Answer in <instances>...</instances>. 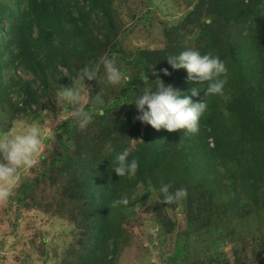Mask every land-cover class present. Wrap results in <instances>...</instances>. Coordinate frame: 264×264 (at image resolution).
<instances>
[{
    "label": "trees",
    "instance_id": "obj_1",
    "mask_svg": "<svg viewBox=\"0 0 264 264\" xmlns=\"http://www.w3.org/2000/svg\"><path fill=\"white\" fill-rule=\"evenodd\" d=\"M209 1V11L217 4V17L210 25H207L209 20L205 21L207 26L201 30L196 47L188 44L186 47L178 39L174 43L175 47H182L183 50L216 55L225 63L227 70L233 68L234 73L231 70L228 72L234 78L226 79L230 89L234 90L228 104L218 116L214 112L204 113L197 134L183 135L182 131L168 132L162 129L153 143L144 139L137 148L131 149L129 158L137 159L139 164L132 179L120 178L112 170L115 167V154L130 148L131 141L139 136L138 123L132 129L126 128V131L115 129L107 134L108 130L105 129L106 140L102 145L95 144L96 151H92L89 145H83L85 152L81 149L78 155L80 165L76 169L73 164L67 165L65 171L67 183L80 185L82 192L89 197L88 225L81 238L80 250L76 253L79 258L77 264H114L124 231L122 222L126 218L125 211L142 205L153 191L161 200V185L167 184L174 176L188 190L191 217L186 221L189 229L194 226L201 233L208 229L226 232L230 227L233 230L238 228L235 232L239 230V234L247 229L249 232L262 231L263 222L261 226V218L255 215L264 211V93L258 94L253 88L252 84L258 76L248 68L254 63L249 57L250 50H262L256 65L260 70L264 66V0ZM117 10L113 0H4L0 3V113L6 120H16L22 107L33 106L32 99L28 98L30 86L40 80L44 94L48 87L46 72L52 74L58 67L66 68L71 54L94 61L101 51L123 57L120 49L123 40L118 38L111 22L113 11L117 13ZM149 13L153 12L146 14ZM229 24H235L236 29L226 31ZM254 33L260 37H254ZM255 40L259 44H254ZM143 54L137 61H128L123 57L129 65L139 68L137 80L122 91L116 105L106 102L104 107L98 106L101 114L107 113L108 116L112 109L119 108L122 103H131L141 86L144 89L149 85L150 89H155L156 85L152 83L157 78L166 87L172 85L182 92L189 91L188 88L182 90L174 81L177 77L183 79L186 71L173 70L166 60L179 53ZM229 59L234 66L229 65ZM162 69H167L170 76H164ZM153 71L159 73V77L153 76ZM70 72L75 71L70 69ZM27 76H31L30 82L24 81ZM70 77L73 76L55 77L53 81L58 86L66 87L71 82ZM244 85L250 87L252 94L243 91ZM206 87V83L190 87L202 89L198 97L192 98L194 102L202 101ZM258 96L263 98L259 99ZM207 101H211L210 96ZM135 114L137 116V109ZM231 118L232 122H229ZM113 126L118 127L116 123ZM226 138L231 141H225ZM208 167H213L210 174L225 177L229 182L225 184L224 191L212 187L203 194L199 192V179L195 175L200 169ZM219 168L222 170L219 171ZM41 178H45V173ZM138 185L144 196L133 199L132 194ZM205 194L213 199H207ZM124 196L129 197L128 205L113 206L114 201ZM202 197L206 199V205L210 203L207 214L211 219L206 224L195 219L192 210V204L199 211L204 207V203L200 206ZM218 198H225L227 202L217 204ZM211 203H214V208ZM253 210L257 212L253 213ZM253 223H257V226L254 227ZM211 230L210 233L214 234ZM218 252L215 250V254ZM261 254H255L254 259L240 256L237 264H264V254ZM200 263L230 264L222 256L201 260Z\"/></svg>",
    "mask_w": 264,
    "mask_h": 264
},
{
    "label": "rangeland",
    "instance_id": "obj_2",
    "mask_svg": "<svg viewBox=\"0 0 264 264\" xmlns=\"http://www.w3.org/2000/svg\"><path fill=\"white\" fill-rule=\"evenodd\" d=\"M3 1L0 0V3ZM113 4L118 10L117 13L113 11L114 14L111 16L112 27L116 29L118 38L123 40L120 49L124 59L128 61H137L146 52L180 53L183 49L175 47L176 39L185 46L188 44L196 47V40L203 27L213 23L217 17L215 7L217 4L209 11V0L203 2L201 0H113ZM148 11L153 13L147 15ZM206 20H209L207 25ZM235 29V24H229L225 28L230 32ZM253 35L256 38L260 37L256 33ZM257 40L254 44H259ZM261 52L262 50L258 52L250 50L249 54L250 60L254 63L250 64L248 69L258 76L252 84L258 94L264 93V66L260 70L256 65ZM105 55L115 58L117 66L124 72L126 79L119 85H111L104 78L101 68L98 81L86 80L85 84L90 96L100 94L105 102L116 105V99H120L122 91L137 80L139 68L129 65L121 55L101 51L96 55L95 61L73 53L67 59L66 68L58 67L52 74L46 72L48 78L46 92L42 94L43 87L40 80L30 86L31 97L28 98L32 99L33 106L22 107L21 114L17 118L15 115L16 120L10 122L0 113V133L16 131L19 130L18 126L36 121L45 123L46 131L49 133L45 136L37 163L30 169L20 171V179L11 197L6 201H0V264H77L79 258L76 253L80 250L81 238L88 225L86 217L89 197L82 192L80 185L67 183L68 178H65L67 165L73 164L75 169L80 165L78 155L81 149L85 152L83 145H89L92 151H96L95 144H104L105 129L108 130L107 134L109 130L113 132L115 129L126 131V128L132 129L138 123L139 136L131 141V149L137 148L144 139L153 143L160 136L162 129L157 131L150 125L138 122L135 119L136 114L134 115L135 106L122 105L123 103L119 108L112 109L108 116L107 113H100V108L106 103L99 106L91 123L85 129H80L71 120L60 119L61 111L65 106L57 102L56 92L60 86L53 81V78L75 76L80 68L97 64L101 56ZM228 57L230 58V55ZM229 65L234 66L230 59ZM70 69L75 72L71 73ZM230 70L234 73L232 67ZM230 70H227L223 79L234 78L232 73V78L230 77L228 72ZM24 79L26 82L32 80L31 76ZM174 81H177V86L182 90L186 88L190 90V87H197L199 84L189 83L187 75L183 79L177 77ZM70 86L71 82L66 85V87ZM139 91H144L143 86ZM243 91L252 94L248 85L243 86ZM233 92L234 90H231L230 85L226 83L224 98L219 95L210 96L211 101H207L206 96L203 95L202 101L208 102L205 113L214 112L218 116L223 112ZM258 98L263 97L258 96ZM229 122H232V118ZM115 123L117 128L113 126ZM225 141L231 140L226 138ZM50 168L52 170L48 172ZM212 170L213 167L200 169L195 175L199 179L197 187L201 194L212 187L224 191L225 184L229 183L225 177L210 174ZM221 170L219 168V171ZM44 173L45 178H41ZM176 178L174 176L168 180L167 185L171 186L170 190L184 189L187 192V188L182 183L179 184L180 181ZM204 196L213 199L208 194ZM158 199V194L153 191L142 205L125 211L126 218L122 222L124 231L114 264H204L200 261L218 256L225 257L230 264H237L240 256L254 259L255 254L259 252L262 253L261 255L264 254L262 250L264 211L259 215L257 210H253V213L257 212L255 216L261 218L262 221L259 223L261 226L263 222L262 231L249 232L247 229L243 234H239V230L235 232L238 228L233 230L230 227L226 232L208 229L201 233L194 226L190 229L187 226L186 220L191 217L188 210V195L172 203L173 206H167ZM205 200L201 198L200 206ZM226 202L225 198L216 199L217 204ZM205 205L199 211L195 204H192V210L195 219L206 224L207 220L211 219L207 214L210 203ZM211 206L214 208V203H211ZM253 226H257V223H253ZM189 230L190 235H188ZM210 230L214 234H211ZM256 246L258 247L252 252ZM215 250L219 252L215 254Z\"/></svg>",
    "mask_w": 264,
    "mask_h": 264
},
{
    "label": "clouds",
    "instance_id": "obj_3",
    "mask_svg": "<svg viewBox=\"0 0 264 264\" xmlns=\"http://www.w3.org/2000/svg\"><path fill=\"white\" fill-rule=\"evenodd\" d=\"M166 60L173 70H185L189 83H199L201 86L206 83V100L209 96L224 95L226 79L222 77L227 73V68L219 57L188 49ZM101 68L104 78L111 85H119L126 79L115 58L107 55L101 57L93 66L80 68L76 75L69 79L71 86H60L56 92L58 104L65 106L60 119L71 120L80 129H85L91 123L98 106H103L106 102L100 94L90 96L85 81H98ZM161 71L164 76H170L167 69ZM159 75L153 71V76ZM152 84L156 85L155 89H150L147 83L145 90L138 92L131 103L125 102L122 105H134L138 113L135 119L157 131L164 129L168 132L182 131L183 135L197 134L201 117L208 109V102H194L192 98L198 97L202 89L192 88L188 92H182L172 85L166 87L159 78ZM18 129L0 133V201L11 197L20 179V171L30 169L37 163L45 136L49 134L46 124L40 121L18 126ZM130 153L131 148H126L114 156L115 167L112 171L120 178L132 179L138 171V161L135 158L130 159ZM170 187L167 184L161 185L159 193L163 198L160 202L169 205L187 196L186 190L171 191ZM136 196H144L139 185L132 198ZM128 204L129 197L124 196L114 201L113 206Z\"/></svg>",
    "mask_w": 264,
    "mask_h": 264
}]
</instances>
